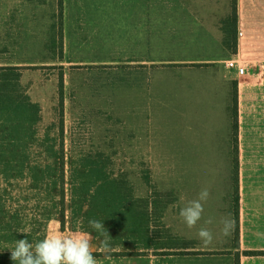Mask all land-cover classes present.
<instances>
[{"label":"rangeland","instance_id":"rangeland-1","mask_svg":"<svg viewBox=\"0 0 264 264\" xmlns=\"http://www.w3.org/2000/svg\"><path fill=\"white\" fill-rule=\"evenodd\" d=\"M245 2L0 0V83L11 68L8 81L21 96L15 111L22 113L13 119L27 125L23 110L40 109L27 147L0 137L3 162L38 163L0 175V264H14L17 240L38 242L54 228L81 231L71 224L78 216V205L70 206L72 183L86 180L98 189L105 179L113 191L87 198L123 201L113 208L134 221L128 236L144 219L148 239L106 254L94 246L97 264L236 262L244 194L250 217L264 219V62L238 50L240 14L252 5ZM63 155L65 214L55 205L62 202L58 192L48 200L46 184L16 178L44 170L54 188ZM27 176L44 181L40 171ZM203 189L204 212L189 229L179 211ZM84 191L79 185L78 195ZM90 215L86 206L81 216ZM226 217L235 222L228 236ZM201 228L213 235L207 247Z\"/></svg>","mask_w":264,"mask_h":264},{"label":"trees","instance_id":"trees-1","mask_svg":"<svg viewBox=\"0 0 264 264\" xmlns=\"http://www.w3.org/2000/svg\"><path fill=\"white\" fill-rule=\"evenodd\" d=\"M236 48V47H235ZM11 68H4L3 73H5V77L3 80V83H0V137H2L5 141H11L18 145V142H22L21 145H24L27 147L29 145V140L30 137H28L29 130L36 126L39 122L36 119H33V116L38 115L40 109L36 106L33 105L31 108H25L23 110L24 113H27L28 115V124H20L17 122V120L13 119L14 114H21V110L15 111V106L20 104L19 100L21 96H16L12 92L11 89V83L8 81V76H10L9 73H12ZM14 91H16L18 94H23L26 93L25 91H20L18 88V85L13 86ZM21 92V93H20ZM16 93V94H17ZM28 98L27 96H23ZM17 100L14 107L12 106L10 101ZM30 101V98H28ZM4 102V103H3ZM18 102V103H17ZM20 107L21 104L19 105ZM236 131H239V125L238 122L235 124ZM62 148H64V142H62ZM6 160L5 156L0 155V175L8 174L7 172H10L14 169L22 168L27 171H31L32 169L37 167L38 163H34L31 160L28 161H22V162H17L16 158L14 157H9L7 162H3V160ZM47 160H49L47 158ZM59 163V169L57 168V172L54 174L58 173V181H54L55 185L54 188L49 187V180L48 178H45V174L47 173L44 170H34L31 173L40 171L42 173V178L44 181L38 182L39 180L34 177V176H27L30 175L31 173H24V179L22 177H16L19 180H22L24 182H29L30 185L33 187H38L40 183L46 184L48 187L47 191V199L51 200L54 199L56 200V197L54 196V192H58L62 199L60 204H55L56 207L61 206L62 211L65 214L66 209H65V198H66V185L67 181L65 179V174H66V159L65 155H63L60 158ZM94 166H97L96 164H93ZM5 184L7 186H11L12 181L11 180H4ZM1 182L3 183V179H1ZM0 182V184H1ZM90 182L83 180L81 183H72V199L70 200V206L71 205H78L74 206L72 208V212L78 216L74 217V220L71 222L72 226L74 228L80 229L82 231H87L89 233H92L96 239H101V236L94 232L93 229H91L88 226V221L95 219V220H100L104 222V227L108 230V233L110 235L109 240L110 244L113 248L116 249H127L128 246V241L130 239H134V242L136 245H138L139 242L143 241L144 239H148L145 237V234L143 233L146 230V224L144 219L139 221V225L136 227L135 230V235L133 236H128L130 234V230L134 224V221L127 218L126 211L119 210L118 208H113V205L118 206L123 204V201H118V200H112L109 197H98L93 200H89L86 196V194H92L93 192L101 193V192H111L113 191V186L106 181L105 179V185L103 186H98V189L95 188V184L91 182V185L89 184ZM79 185L84 186V192L85 196L81 197L78 195L79 191ZM1 187V186H0ZM108 187L109 189H104ZM118 189H115L117 191ZM239 203V199H238ZM88 206V209L92 211V215L90 216H81L83 209ZM121 217V218H118ZM238 216H240V213L238 211ZM65 221V220H64ZM65 224V222H64ZM148 230V229H147ZM149 231H147L148 233ZM136 236V237H135ZM246 255H251V256H258V255H264V251H249L246 253ZM236 264H240V254L236 255Z\"/></svg>","mask_w":264,"mask_h":264},{"label":"clouds","instance_id":"clouds-1","mask_svg":"<svg viewBox=\"0 0 264 264\" xmlns=\"http://www.w3.org/2000/svg\"><path fill=\"white\" fill-rule=\"evenodd\" d=\"M209 197V191L203 189L197 199L190 201L179 211L186 226L191 229L204 212L203 201ZM211 223V220L206 221ZM223 235L228 236L234 229L235 222L230 217L222 221ZM88 226L101 236L96 240L87 231L51 229L46 236L38 242H30L27 238L15 242L11 251V260L14 264H97L93 255V247L101 253L119 251L110 244L108 230L104 227V222L100 220H89ZM23 233L24 230H20ZM26 237V236H25ZM198 237L203 246H209L213 241V235L207 228H201Z\"/></svg>","mask_w":264,"mask_h":264},{"label":"crops","instance_id":"crops-1","mask_svg":"<svg viewBox=\"0 0 264 264\" xmlns=\"http://www.w3.org/2000/svg\"><path fill=\"white\" fill-rule=\"evenodd\" d=\"M244 1H246V5H252H250V9H247L248 6H246L245 12L240 14V46L238 50L240 54H242V51L247 53L246 55L249 61L261 63L264 62V9L262 12H259L258 9L259 7H264V5H256V0ZM223 53L224 52H221L220 54ZM219 55L218 61L223 62ZM221 57H223V55ZM252 72H254V74L251 76H255L256 71L254 70ZM249 89L251 88H246L244 90L245 94H250L247 92ZM259 90L260 93L264 92V87L259 88ZM243 201L245 204L243 205L242 203L243 222L240 228L241 246L237 248L242 249L238 250L241 253L240 264H264V256L250 257L243 254L245 251H264V219L256 215L250 217L248 214V194H244ZM231 264H236V262L234 263L231 259Z\"/></svg>","mask_w":264,"mask_h":264},{"label":"built area","instance_id":"built-area-1","mask_svg":"<svg viewBox=\"0 0 264 264\" xmlns=\"http://www.w3.org/2000/svg\"><path fill=\"white\" fill-rule=\"evenodd\" d=\"M234 64H231V66H233Z\"/></svg>","mask_w":264,"mask_h":264}]
</instances>
